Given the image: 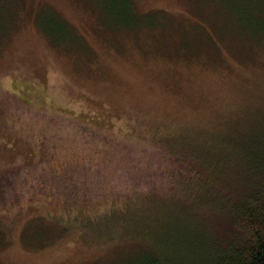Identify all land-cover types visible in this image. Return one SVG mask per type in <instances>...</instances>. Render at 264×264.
Masks as SVG:
<instances>
[{
    "label": "rangeland",
    "instance_id": "374dc122",
    "mask_svg": "<svg viewBox=\"0 0 264 264\" xmlns=\"http://www.w3.org/2000/svg\"><path fill=\"white\" fill-rule=\"evenodd\" d=\"M132 1L160 15L0 0V264L231 248L229 209L263 184L264 49L236 42L233 0Z\"/></svg>",
    "mask_w": 264,
    "mask_h": 264
},
{
    "label": "trees",
    "instance_id": "16d2710c",
    "mask_svg": "<svg viewBox=\"0 0 264 264\" xmlns=\"http://www.w3.org/2000/svg\"><path fill=\"white\" fill-rule=\"evenodd\" d=\"M234 2L235 0L232 5L237 13L238 28L234 35L236 42L242 43L239 40L244 39L243 44L250 49H264V0H238L236 4ZM123 3L124 11L132 8L135 12L134 21L137 25L141 24L139 20L144 16L160 15L137 13L132 0H123ZM223 33L226 31H221L219 35ZM241 53L248 55V51L242 50ZM261 166L262 171L258 174L263 181L261 187L239 198L229 209L235 233L222 264H264V160ZM144 262L143 264H156L158 260Z\"/></svg>",
    "mask_w": 264,
    "mask_h": 264
}]
</instances>
